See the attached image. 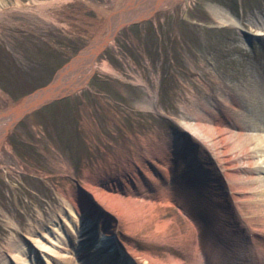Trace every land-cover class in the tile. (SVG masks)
<instances>
[{"label": "rangeland", "instance_id": "1", "mask_svg": "<svg viewBox=\"0 0 264 264\" xmlns=\"http://www.w3.org/2000/svg\"><path fill=\"white\" fill-rule=\"evenodd\" d=\"M213 9L239 25L223 21ZM108 34L93 64L76 60ZM73 77L76 89L70 85ZM242 79L248 87L264 81V0L157 5L154 0H0V111L57 88V80L63 85L60 94L15 119L1 145L0 251H7L11 238L23 237L30 223L46 224L71 186H92L90 175L116 172L134 161L142 165L140 159L157 155L165 166L167 156L154 154L175 133L192 143L188 151L195 158L207 162L209 152L203 156L197 146L199 131H192L193 114L203 99L236 89ZM152 94L154 108L144 104ZM5 120L0 117V126ZM156 186L160 190L161 181ZM177 192L171 204L154 208L150 219L114 209L122 246L142 264H204L203 250L213 248L209 228L196 214L197 198L185 205ZM95 195L104 206L105 193ZM240 204L249 227L261 233L253 245L264 249V221H257L245 201ZM256 205L264 217L263 205ZM109 217L116 221L110 214L104 224H110ZM191 237L203 249L194 260L188 256Z\"/></svg>", "mask_w": 264, "mask_h": 264}, {"label": "bare ground", "instance_id": "2", "mask_svg": "<svg viewBox=\"0 0 264 264\" xmlns=\"http://www.w3.org/2000/svg\"><path fill=\"white\" fill-rule=\"evenodd\" d=\"M154 1L157 5L164 0ZM127 4L132 5V2ZM156 9L157 6L151 12ZM212 11L223 21L239 25L234 17L215 9ZM140 18L142 16L134 19ZM122 24L120 21L116 29ZM109 38L110 34L101 37L95 50L87 49L76 60L79 62L87 58L92 63V56ZM87 77L84 73L83 81ZM75 79L73 77L70 81L73 89L78 87ZM60 85L63 87L57 80V88L49 87L34 97L24 99V102L17 105L11 103L9 108L0 111V117H7L0 126V148L15 119L43 102L45 97L60 94ZM236 86V89L225 88L217 95L203 99L202 106L193 114L195 123L191 127L192 131H199L200 144L197 142V146L201 148L197 152L204 156V152L208 151L209 162L207 160L202 164L200 157L195 158L193 152L188 151L193 147L192 143L175 133V137L165 140L154 154L167 156L165 166L157 163V155L154 160L140 159L144 163L142 165L134 161L116 172H107L103 176L90 175L93 190L79 184L71 186L63 193V204L57 212L50 213L46 224L36 220L37 223H30L31 227L23 237L7 241V251H0V264H142L134 252L122 246L117 231L120 215H115L114 209L150 219L154 208L171 204V199L178 194L177 189L182 191L180 195L185 205L191 197L197 198L199 210L196 214L209 228L208 239L213 245L205 251L198 247L197 237L189 238L191 245L188 244L187 248L191 253H188L190 259L194 260L198 252L204 251V264H264V249L253 245L254 236L261 233L249 227L250 220L243 215L240 204L245 201L247 207L248 204L252 207L257 221H264L256 205V202L261 203L264 208V81L263 84L248 87L242 79ZM155 102L156 97L152 94V98L144 104L154 108ZM232 152H235L234 156ZM178 160L181 161V169L176 168ZM207 166L211 170H207ZM243 166H249L256 174H251ZM159 181L160 190L156 186ZM97 193L104 195V206L97 201ZM154 194L153 199L144 200L145 196ZM254 202L255 205L252 204ZM110 214L115 216L116 221L109 217L110 224H104ZM195 263L199 262L195 260Z\"/></svg>", "mask_w": 264, "mask_h": 264}]
</instances>
